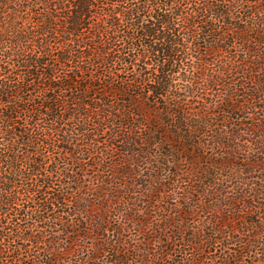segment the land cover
Returning a JSON list of instances; mask_svg holds the SVG:
<instances>
[{"label":"trees","instance_id":"1","mask_svg":"<svg viewBox=\"0 0 264 264\" xmlns=\"http://www.w3.org/2000/svg\"><path fill=\"white\" fill-rule=\"evenodd\" d=\"M215 147L225 153L208 156ZM88 167L96 198L110 202L131 200L136 187L171 195L193 185L188 212L162 227L123 202L117 236L129 223L181 237L195 230L183 216L201 209L213 233L230 228L225 238L243 258L264 248V0H0V264L22 258L10 260L5 244L29 215L21 201L38 199V213L65 206ZM113 207L76 203L73 213L98 214L84 221V236L112 231ZM191 238L197 255L214 242ZM117 241L95 250L111 246L114 264H124L131 247ZM151 242L160 236L138 248L141 261L163 264L173 247L148 261ZM52 255L34 262L66 261Z\"/></svg>","mask_w":264,"mask_h":264},{"label":"rangeland","instance_id":"2","mask_svg":"<svg viewBox=\"0 0 264 264\" xmlns=\"http://www.w3.org/2000/svg\"><path fill=\"white\" fill-rule=\"evenodd\" d=\"M228 40L232 41L231 39ZM238 45L239 44L235 43V46ZM223 56L224 54L220 57V59H224ZM209 95H211L210 92L206 93V97ZM212 99L214 100L215 98L213 97ZM215 149L216 147L213 148V150ZM246 150H248L247 147ZM212 152L225 153L223 150L209 151L208 156H210ZM180 168H185V166L181 165ZM144 172L145 171H137L138 174H144ZM85 174L86 186L83 182L81 183V189H76V186L72 185L74 187V191H72L73 189H70L72 193L70 194V199L65 201V206H56L53 207V210L51 211L38 213L35 210L36 205L31 203L39 202L38 199L34 198L32 201H21L23 202V208L29 212V215L26 219H19V221H16V223L13 225L14 234L12 239H10L9 242H7V240L5 241V244L8 243L11 247L10 249L13 250L9 255L10 260L11 258L16 260V257L19 256L22 257L20 258L21 263L19 262V264H32V262L36 261L37 259L40 260L44 258V255L48 257L53 256V252V254H61L63 258H66V261L63 262V264H74L76 261H82V264H114L116 257L115 253L113 252V247L105 246V253L97 252L95 248H98V246L106 241L110 244H118L117 240L121 239V241L125 242L126 246L131 247L125 254V258L128 259V261H126L124 264H145L141 261V256L143 253L138 252V248H143L146 244V241H150L153 238H158L159 236L161 238V244L151 242V244H149L147 247L149 250V255H144V259H147L148 261H154V258H156L158 254H162V250L166 248L168 241L169 246L173 247V252L167 256L168 259L163 262V264H183V262L184 264H194L196 261L200 262L198 264H228L233 263V259L230 258L235 254H237L239 257L241 256L240 253H237L240 251L239 245L234 243L231 239L225 238L230 235V228L228 227V231L224 230L222 233H213L211 228H208L207 226L210 223L209 219L212 217L204 215V213L200 212L201 209L192 218L183 216L182 219L185 222V226L188 227V225L191 223L195 230L186 229L182 233L181 237L177 234L175 236L172 235V230L151 234L152 232H149L151 229L150 227L148 228V226L145 225H143V227H138L129 223H126L124 228L122 227V231L120 232L121 236L114 234L112 229L119 230V224L124 223V219L121 216V213H119L125 206L122 204L123 202H128L131 205L133 204L132 208L135 215H137V217L143 221H148L146 217V214H148L149 222H154V226L162 227L164 225V220L162 218H167L169 215L174 216L175 220L180 221V211L183 212L182 214L188 212L184 204L186 203L187 197L193 194L191 193V189L189 191V188L193 186L192 184H187V186H184L185 191H183V189L180 190L179 188L176 189L171 195L169 191H166L163 195H159L155 190L148 194L143 190V188L136 187L134 195L131 196V200L124 198V201L116 200L110 202L109 200H101L96 198V194L93 193L94 191L92 188L96 187L98 181L96 178L92 177V175L95 173L90 171V167H88ZM54 190H49L48 193L51 194V192H54ZM131 193H133L132 189ZM141 194H143L144 197H140ZM80 199H83L86 202H91L93 206H105L106 204L113 203L114 207L113 210H111L112 212H110L108 218L111 222V226H109V228L111 227L110 229L112 231H109L107 234L101 232L93 233V231H91L88 236H84V228L87 227L84 221L87 219L94 220L98 214L97 211H91L87 216L84 214L81 215L79 213H73L76 203L80 204V202H85ZM217 206L218 205H215V207ZM236 206L238 209H241L238 204H236ZM223 209L230 212L232 207L230 204H228V208L223 206ZM243 218H252V220L259 222L258 217H249L248 214H245ZM261 218L264 219L263 211H261L259 215L260 220ZM141 228L142 231H139ZM198 230H201L202 232H199ZM195 232L196 236L198 237L204 236L214 239V242H211L208 247L203 249L201 255L196 254L197 247L191 244V236L192 233ZM224 232H227L226 235ZM26 233L33 234V237L37 238L39 241H35L34 239L27 242L23 241L20 236H23ZM241 236H243V234ZM182 238L185 240V242L183 240L182 247H179L178 242ZM241 240L243 242L247 241L248 236L241 237ZM66 242H68V244H70V242L73 244L70 254H67L66 248H64ZM22 246H25V249L21 252H17ZM118 247L121 248V246ZM263 250V247H259L255 250L252 249L247 254L245 253L244 258L241 256L240 264H264ZM34 264L39 263L34 262Z\"/></svg>","mask_w":264,"mask_h":264}]
</instances>
